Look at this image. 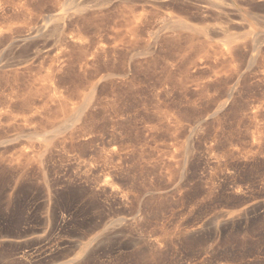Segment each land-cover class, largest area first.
<instances>
[{
    "label": "rangeland",
    "instance_id": "rangeland-1",
    "mask_svg": "<svg viewBox=\"0 0 264 264\" xmlns=\"http://www.w3.org/2000/svg\"><path fill=\"white\" fill-rule=\"evenodd\" d=\"M95 1L0 0V92L61 87L0 105V264H264V0ZM61 13L63 48L37 32Z\"/></svg>",
    "mask_w": 264,
    "mask_h": 264
},
{
    "label": "bare ground",
    "instance_id": "bare-ground-1",
    "mask_svg": "<svg viewBox=\"0 0 264 264\" xmlns=\"http://www.w3.org/2000/svg\"><path fill=\"white\" fill-rule=\"evenodd\" d=\"M9 1V0H8ZM78 1V0H77ZM82 1V0H81ZM91 1V0H90ZM97 1V4H99V3H101V0H96ZM95 1V2H96ZM119 1V0H118ZM123 1V0H122ZM121 1V2H122ZM130 1V0H129ZM132 1V0H131ZM137 0H134V2L135 3H137L136 2ZM141 1V0H140ZM147 1H149V0H147ZM156 1V0H155ZM165 1V0H164ZM163 1V2H164ZM172 1V0H171ZM197 1V0H196ZM229 1V0H228ZM21 2H22V0H21ZM108 2V1H107ZM106 2V3H107ZM134 2H132V4L134 3ZM139 2V1H138ZM150 2V1H149ZM168 2V1H167ZM175 2V1H174ZM173 1L171 2V3H174ZM186 2V1H185ZM190 2V1H189ZM189 2L187 1V5H189ZM206 3H207V1H205ZM204 2V3H205ZM211 2V1H210ZM213 2V1H212ZM225 2V1H224ZM260 2H262V1H260ZM74 3V2H73ZM89 3V2H88ZM105 3V2H104ZM118 3V2H117ZM145 3V2H144ZM156 3H158V2H156ZM162 3V2H161ZM170 3V4H171ZM184 3V2H183ZM198 3V2H197ZM214 3V2H213ZM213 3H211V5L213 4ZM69 4V3H68ZM76 4V7L77 8H81V7H83V6H86L87 4L86 3H81V2H78V3H75ZM90 4V3H89ZM122 4H125V0H124V2L122 3ZM128 4V3H127ZM153 4V3H152ZM162 4H164V3H162ZM167 4V3H166ZM179 4V3H178ZM190 4H193V3H190ZM195 4V3H194ZM208 4H210L209 2H208ZM107 5V4H106ZM121 5V4H120ZM126 5V4H125ZM129 5V4H128ZM174 5V4H173ZM173 5H171V6H173ZM199 5V4H198ZM197 5V6H198ZM104 6V5H103ZM118 6V5H117ZM153 6V5H152ZM170 6V5H169ZM179 6H182V5H179ZM184 6V5H183ZM196 6V5H195ZM195 6H193L194 8H196ZM203 6V5H202ZM212 6H214V5H212ZM19 7V6H18ZM93 7V6H92ZM147 7V6H146ZM176 7V6H175ZM189 7V6H188ZM199 7H200V5H199ZM198 7V8H199ZM214 7H216V6H214ZM214 7H212V8H214ZM219 7V6H218ZM24 8V7H23ZM74 8V7H73ZM85 8V7H84ZM118 8V7H117ZM182 8V7H181ZM197 8V9H198ZM106 9V8H105ZM141 9V8H140ZM162 9V8H161ZM171 9V8H170ZM175 9V8H174ZM209 9H211V8H209ZM219 9H221V7L219 8ZM9 10V9H8ZM127 10V9H126ZM133 10V9H132ZM164 10V9H163ZM176 10V9H175ZM189 10V9H188ZM199 10V9H198ZM223 10V9H222ZM229 10V9H228ZM21 11H23V10H21ZM102 11H104V10H102ZM101 11V12H102ZM111 11V10H110ZM124 11V10H123ZM129 11H130V9H129ZM129 11H128V13H129ZM184 11V10H183ZM200 11V10H199ZM202 11H204V10H202ZM213 11H215V10H213ZM24 12V11H23ZM91 12V11H90ZM109 12V11H108ZM167 12V11H166ZM169 12V11H168ZM198 12V11H197ZM196 12V13H197ZM206 12H208V11H206ZM216 12V11H215ZM72 13V12H71ZM137 13V12H136ZM141 13V12H140ZM145 13V12H144ZM147 13V12H146ZM164 13H165V11H164ZM175 13V12H174ZM199 13H201V12H199ZM198 13V14H199ZM202 13H205V12H202ZM217 13V12H216ZM222 13H224V12H222ZM124 14V13H123ZM103 15V14H102ZM130 15V14H129ZM140 15V14H139ZM166 15V14H165ZM6 16V15H5ZM142 16V14L140 15V17ZM183 16H184V14H183ZM7 17V16H6ZM10 17V16H9ZM73 17V16H72ZM121 17V16H120ZM131 17H135V16H131ZM173 17V16H172ZM175 17V16H174ZM190 17H191V15H190ZM189 17V18H190ZM79 18V17H78ZM136 18V17H135ZM192 18V17H191ZM198 18V17H197ZM218 18V17H217ZM93 19V18H92ZM128 19V18H127ZM134 18H132L131 20H133ZM200 19V18H199ZM135 20V19H134ZM133 20V21H134ZM139 20H141V19H139ZM138 19H136L135 21H139ZM171 20V19H170ZM191 20V19H190ZM194 20V19H193ZM1 21V20H0ZM67 21H68V19H67ZM134 21V22H135ZM143 21V20H142ZM164 21V20H163ZM195 21V20H194ZM203 21V20H202ZM4 22H5V20H4ZM56 22H57V25H55V26H53L52 25V27L53 28H48L47 26H44V27H39V29H37V32L40 34V35H42V36H48L49 34H55V35H57V36H59V42H60V46L63 48V46H66V42H68V39H69V37L68 36H66L65 35V33H66V31H67V24L65 23V15L63 14V13H61V15L60 14H58V16L56 17ZM69 22H71V21H69ZM115 22V21H114ZM113 22V23H114ZM125 22H127V21H125ZM173 22V21H172ZM196 22V21H195ZM216 22H218V21H216ZM124 23V22H123ZM128 23H130L131 24V22L129 21ZM127 23V24H128ZM138 23H140V22H138ZM137 23V24H138ZM164 23V22H163ZM170 23V22H169ZM181 26H184L185 28H188V29H191V30H196V31H198L199 33H203V34H206V35H208V34H210V33H208V29H204V28H198V27H193V26H190V25H188V24H186L185 22H183V21H179L178 22ZM223 23V22H222ZM53 24V23H52ZM54 24H56V23H54ZM84 24V23H83ZM98 24V23H97ZM135 24H136V22H135ZM134 24V25H135ZM142 24V23H141ZM141 24H140V26H141ZM143 24H144V22H143ZM112 25V24H111ZM125 25H126V23H125ZM129 25V24H128ZM127 25V26H128ZM145 25V24H144ZM167 25H169V24H167ZM175 25V24H174ZM193 25V24H192ZM113 26V25H112ZM114 26H116L117 27V24L116 25H114ZM119 27H120V25H118ZM126 26V27H127ZM130 26V25H129ZM131 26H132V24H131ZM139 25H138V29H139V27H140ZM163 26V25H162ZM209 26V25H208ZM228 26V25H227ZM51 27V26H50ZM111 27V26H110ZM125 27V29H127L128 30V28H126ZM135 26H133V28H134ZM161 27V26H160ZM178 27V26H177ZM221 27V26H220ZM253 27V26H252ZM120 28H122V27H120ZM133 28H131V29H133ZM137 28V27H136ZM144 27L142 26V30H144L143 29ZM163 28V27H162ZM174 28V27H173ZM172 28V29H173ZM96 29H97V27H96ZM108 29V28H107ZM115 29V28H114ZM163 29H165V28H163ZM99 30V29H98ZM111 30H113V29H111ZM118 30V29H117ZM141 30V29H140ZM155 30V29H154ZM183 30V29H182ZM223 30V29H222ZM113 31H115V30H113ZM119 31H121L120 29H119ZM122 31H124L123 30V28H122ZM126 31V30H125ZM146 31V30H145ZM213 31V30H212ZM227 31V30H226ZM226 31H224V32H222V34H223V37H224V41L227 43L228 42V44H232L234 41H236V39L238 38V36H237V38L235 39V38H231L230 37V35L226 32ZM36 32V31H35ZM95 32H97V31H95ZM100 32V31H99ZM103 32H106L105 30L103 31ZM108 32V31H107ZM106 32V33H107ZM112 32V31H111ZM111 32H110V35H107V36H111L112 34H111ZM115 32H117V31H115ZM115 32H113V34L115 33ZM126 32H128V31H126ZM141 32H143V31H141ZM156 32V31H155ZM167 32V31H166ZM183 32H186L185 30L183 31ZM188 32V31H187ZM210 32V31H209ZM215 31H213L210 35H212L213 33H214ZM100 33H102V32H100ZM99 33V34H100ZM158 33V32H157ZM170 35H174V34H171V32H168ZM182 33V32H181ZM256 33V32H255ZM30 34V33H29ZM31 34H32V32H31ZM72 34V33H71ZM121 34V33H120ZM119 34V35H120ZM124 34V33H123ZM123 34H122V36H123ZM127 34V33H126ZM140 34L141 33H139V31L136 29V30H132L131 32H130V34H129V36L128 35H126V36H128L126 39H125V41L124 42H138V39H139V37H140ZM159 34V33H158ZM167 34V33H166ZM177 34V33H176ZM193 34V33H192ZM216 34H217V32H216ZM68 35V34H67ZM104 35V34H103ZM103 35H102V37H103ZM119 35L118 36H116V33H115V35H113V36H116V37H119ZM143 35H144V33H143ZM153 35V34H152ZM181 36H182V34H180ZM193 35H195V34H193ZM197 35V34H196ZM215 35V34H214ZM254 35V34H253ZM41 36V37H42ZM69 36H71V35H69ZM74 36V35H73ZM107 36H104V37H107ZM158 36V35H157ZM161 36H163V35H161ZM175 36V35H174ZM179 36V35H178ZM189 36V35H188ZM199 36V35H198ZM220 36V35H219ZM219 36H217V37H219ZM56 37V36H55ZM75 37V36H74ZM96 37V36H95ZM98 37V36H97ZM101 37V36H100ZM116 37H114V39L116 38ZM151 37V36H150ZM167 37V36H166ZM187 37V36H186ZM185 37V38H186ZM190 37V36H189ZM189 37H187V38H189ZM197 37V36H196ZM216 37V36H215ZM240 37H241V35H240ZM244 37H245V35H244ZM252 37V36H251ZM31 38V37H30ZM49 38V37H48ZM92 38V37H91ZM99 38V37H98ZM97 38V39H98ZM112 38V37H111ZM156 38V36L154 37V39ZM186 38V40L188 41L189 39H187ZM198 38V37H197ZM204 38H206V37H204ZM242 38H243V36H242ZM27 39L28 38H25L24 37V42H21L22 43V46H23V44L24 43H27L28 44V42H26L27 41ZM37 39H41V38H37ZM42 39H43V37H42ZM96 39V38H95ZM168 39V38H167ZM177 39V38H176ZM183 39V38H182ZM182 39H180V40H182ZM192 39V38H191ZM259 38H256L252 43V45L254 46V48H257L259 45H260V42L262 41H260V39L258 40ZM46 40H48V39H45V41ZM103 40V39H102ZM105 40H107L106 38H105ZM105 40H104V42H105ZM109 40V39H108ZM107 40V41H108ZM115 40H117V38L115 39ZM140 40V39H139ZM150 39H148V41H149ZM153 40V39H152ZM171 40H172V38H171ZM170 40V41H171ZM179 40V39H178ZM184 41H185V39H183ZM182 40V41H183ZM201 40H203V38L201 39ZM221 40V39H220ZM239 40V39H238ZM242 40H244L245 41V39H242ZM32 41V40H31ZM38 40H36V42H37ZM43 41V40H42ZM45 41H44V43H45ZM95 41V40H94ZM94 41H87V42H94ZM142 41V40H141ZM147 41V42H148ZM156 41V40H155ZM210 41V40H209ZM215 41V40H214ZM241 41V40H240ZM38 42H40V40L38 41ZM71 42H72V40H71ZM97 42V41H96ZM99 42H101V41H99ZM110 42V41H109ZM161 42V41H160ZM163 42V41H162ZM192 42V41H191ZM193 42H194V40H193ZM212 42V41H211ZM237 42V41H236ZM14 43V42H13ZM29 43H31V42H29ZM58 43V42H57ZM125 43V44H126ZM129 43H127V44H129ZM235 43V42H234ZM241 43V42H240ZM251 43V42H250ZM262 43V42H261ZM37 44V43H36ZM71 44V43H70ZM124 44V45H125ZM131 44V43H130ZM208 44V43H207ZM212 44V43H211ZM211 44H210V46H211ZM224 44V43H223ZM236 44H239V42L238 43H236ZM245 44H246V42H245ZM15 45V44H14ZM28 45H30V44H28ZM49 45V44H48ZM69 45V44H68ZM215 45V44H214ZM244 45V44H243ZM13 46V45H12ZM25 46H26V44H25ZM25 46L23 47V48H25ZM54 46V45H53ZM70 46V45H69ZM123 46V45H122ZM128 46V45H127ZM132 46V45H131ZM131 46H128L129 48L131 47ZM137 46V45H136ZM135 46V47H136ZM140 46V45H139ZM155 46V45H154ZM178 46H179V44H178ZM230 46V45H229ZM237 46H239V45H237ZM17 47H19V45L17 46ZM16 47V48H17ZM27 47V46H26ZM40 47V46H39ZM57 47V46H56ZM60 47V51H59V56L60 55H62L63 53H65L66 51H64L63 52V49ZM89 47V46H88ZM98 47V46H97ZM100 47V46H99ZM216 47V46H215ZM1 48H2V45H1ZM28 48V47H27ZM45 48V47H44ZM48 48V47H47ZM67 48V47H66ZM132 48V47H131ZM130 48V49H131ZM137 48V47H136ZM149 48H151V47H149ZM149 48H147V49H149ZM178 48V47H177ZM183 48V47H182ZM214 48V47H213ZM244 48V47H243ZM11 49H12V47H11ZM20 49H22L21 47H20ZM43 49V48H42ZM42 49H41V51H42ZM69 49V48H68ZM106 49V48H105ZM134 49V48H133ZM138 49V48H137ZM218 49V48H217ZM221 49V48H220ZM225 49V48H224ZM223 49V50H224ZM227 49V48H226ZM232 49V48H231ZM231 49H228V50H231ZM263 49V48H262ZM34 50V49H33ZM56 50V49H55ZM58 50H59V48H58ZM89 50V49H88ZM125 50V49H124ZM150 50V49H149ZM151 50H152V48H151ZM235 50V49H234ZM25 51H26V49H25ZM38 51V50H37ZM36 51V52H37ZM40 51V50H39ZM94 51V50H93ZM128 51V50H127ZM130 51V50H129ZM183 51V50H182ZM215 51V50H214ZM226 51V50H225ZM237 51H239V49L237 50ZM10 52V51H9ZM18 52V51H17ZM35 52V51H34ZM98 52V51H97ZM168 52V51H167ZM223 52V51H222ZM228 52V51H227ZM27 54H29L28 52H26ZM48 53H50V51L48 52ZM54 53V52H53ZM55 53H58L57 52V50H56V52ZM54 53V54H55ZM184 53V52H183ZM212 53V52H211ZM210 53V54H211ZM229 53H231V52H229ZM234 53V52H233ZM232 53V54H233ZM257 53H259V52H257ZM13 54V53H12ZM19 54H20V52H19ZM22 54H23V52H22ZM34 54V53H33ZM52 54V53H51ZM54 54H53V56H54ZM91 54V53H90ZM128 54H130L129 52H128ZM142 54H144V52L143 53H141V52H136L135 54H134V57L135 56H137V57H139L138 55H142ZM146 54H148L147 52H146ZM174 54H176V53H174ZM213 54V53H212ZM211 54V55H212ZM224 54V53H223ZM227 54V53H226ZM231 54V55H232ZM8 55H10V54H8ZM16 55H18V54H16ZM31 55V54H30ZM57 55V54H56ZM66 55V54H65ZM94 55V54H93ZM145 55V54H144ZM210 55V56H211ZM217 55V54H216ZM230 55V54H229ZM234 55V54H233ZM5 56V55H4ZM28 56V55H27ZM35 56V55H34ZM40 56H42V55H40ZM43 56H45V55H43ZM58 56V55H57ZM69 56V55H68ZM129 56V55H128ZM200 56V55H199ZM204 56V55H203ZM202 56V57H203ZM207 56V55H206ZM219 56V55H218ZM17 58H18V56H16ZM16 57L14 58V59H16ZM20 57V56H19ZM24 57V56H23ZM47 57H48V55H47ZM51 57V56H50ZM136 57V58H137ZM148 57V56H147ZM161 57V56H160ZM168 57V56H167ZM212 57V56H211ZM5 58H9L8 56L7 57H5ZM4 58V59H5ZM12 57H10V60L11 61H13L12 59H11ZM21 58V57H20ZM19 58V59H20ZM38 58V57H37ZM40 58H42V57H40ZM44 58V57H43ZM42 58V59H43ZM56 58V57H55ZM62 58V57H61ZM61 58H58V59H61ZM136 58H134V60L136 61ZM199 58V57H198ZM209 58V57H208ZM26 59V58H25ZM49 59V58H48ZM52 59V58H51ZM57 59V58H56ZM64 59V58H63ZM71 59V58H70ZM92 59V58H91ZM127 59H129V58H127ZM138 59V58H137ZM144 59V58H143ZM188 59V58H187ZM213 59V58H212ZM218 59V58H217ZM222 59V58H221ZM225 59V58H224ZM6 60V59H5ZM39 60V59H38ZM62 60V59H61ZM85 60V59H84ZM88 60V59H87ZM96 60V59H95ZM133 60V59H132ZM155 60V62H156V59H154ZM178 60V59H177ZM229 60V59H228ZM18 61V60H17ZM16 61V62H17ZM23 61V60H22ZM52 61V60H51ZM60 61V60H59ZM65 61V60H64ZM64 61L62 60V62L64 63ZM90 61V60H89ZM134 61V62H135ZM254 61H255V59H254ZM14 62V61H13ZM19 62H20V60H19ZM27 62V61H26ZM34 62V61H33ZM32 62V63H33ZM66 62V61H65ZM68 62V61H67ZM87 61H85V63H86ZM129 62V61H128ZM138 62H139V59H138ZM161 62V61H160ZM186 62V61H185ZM191 62V61H190ZM211 62V61H210ZM3 63V62H2ZM8 63V62H7ZM15 63V62H14ZM14 63H12V64H14ZM24 63H25V61H24ZM31 63V64H32ZM34 63H36V62H34ZM81 63V62H80ZM84 63V64H85ZM88 63V62H87ZM125 63H127L126 61H125ZM133 63V62H132ZM137 63V62H136ZM179 63V62H178ZM194 63V62H193ZM208 63V62H207ZM206 63V64H207ZM234 63H236V62H234ZM258 63V62H257ZM4 64V63H3ZM11 64V65H12ZM19 64V63H18ZM46 64V63H45ZM128 64V63H127ZM139 64V63H138ZM137 64V65H138ZM209 64V63H208ZM6 65V63L3 65V66H5ZM7 65H9V64H7ZM15 65V64H14ZM13 65V66H14ZM54 65V64H53ZM63 65H65V64H63ZM63 65H61V66H63ZM69 65V64H68ZM88 65V64H87ZM135 65V64H134ZM139 65H141V64H139ZM143 65V64H142ZM182 65V64H181ZM204 65H205V63H204ZM203 65V66H204ZM213 65V64H212ZM257 65V64H256ZM2 66V67H3ZM29 66V65H28ZM61 66H60V68L59 69H61ZM67 66V65H66ZM83 66V65H82ZM125 66H127L126 64H125ZM131 66H133V65H131ZM178 66V65H177ZM211 66V65H210ZM50 67V66H49ZM56 67V66H55ZM55 67H53V68H55ZM134 67V66H133ZM141 67V66H140ZM156 67V66H155ZM196 67V66H195ZM215 67V66H214ZM17 68H20V67H17ZM51 68H52V65H51ZM52 68V69H53ZM63 68H64V66H63ZM62 68V69H63ZM81 68V67H80ZM88 68V67H87ZM113 68V67H112ZM134 68H136V67H134ZM133 68V69H134ZM163 68V67H162ZM192 68V67H191ZM209 68V67H208ZM257 68V67H256ZM9 69V68H8ZM10 69H12V68H10ZM16 69V68H15ZM30 69V68H29ZM52 69H51V72H52ZM83 69H85V68H83ZM138 69H140V68H138ZM170 69V68H169ZM188 69V68H187ZM196 69V68H195ZM14 70V69H13ZM19 70V69H18ZM47 70H50V69H47ZM56 70V69H55ZM87 70V69H86ZM119 70V69H118ZM126 70V69H125ZM128 70H129V68H128ZM155 70V69H154ZM168 70V69H167ZM204 70V69H203ZM211 70V69H210ZM216 70V69H215ZM214 70V71H215ZM264 70V69H263ZM1 71V70H0ZM4 71V70H3ZM5 71H7V70H5ZM15 71V70H14ZM54 71V70H53ZM62 71V70H61ZM64 71V70H63ZM62 71V72H63ZM136 70L134 69V72H135ZM139 71V70H138ZM137 71V72H138ZM160 71V70H159ZM187 71V70H186ZM12 72V71H11ZM11 72H8V73H11ZM47 72V71H46ZM83 72V71H82ZM117 72H119V71H117ZM175 72V71H174ZM238 72V71H237ZM2 73H6V72H2ZM8 73H6V74H8ZM56 73H58V72H56ZM60 73V72H59ZM121 73H122V71H121ZM125 73V72H124ZM136 73V72H135ZM169 73V72H168ZM180 73V72H179ZM191 73V72H190ZM210 73V72H209ZM226 73V72H225ZM241 73V72H240ZM50 74V73H49ZM155 74V73H154ZM163 74V73H162ZM166 74V73H165ZM46 75H48V74H46ZM50 75H52V74H50ZM49 75V76H50ZM61 75V74H60ZM65 75V74H64ZM135 75V74H134ZM142 75V74H141ZM237 75V74H236ZM4 76L6 77V75L4 74ZM4 76H2L3 78H4ZM8 76H9V74H8ZM7 76V77H8ZM58 76V78H59V75H56V77ZM62 76V75H61ZM131 76V75H130ZM162 76V75H161ZM200 76V75H199ZM225 76V75H224ZM10 77V76H9ZM38 77V76H37ZM48 77V76H47ZM134 77H136V76H134ZM134 77H133V79H134ZM170 77H171V75H170ZM178 77V76H177ZM205 77V76H204ZM220 77V76H219ZM13 78V77H12ZM41 78H43V77H40V79ZM50 78V77H49ZM53 78V77H52ZM208 78V77H207ZM210 78V77H209ZM228 78V77H227ZM37 79H39V78H37ZM137 79V78H136ZM164 79V78H163ZM203 79V78H202ZM61 80V79H60ZM70 80V79H69ZM72 80V79H71ZM122 80V79H121ZM144 80V79H143ZM148 80V79H147ZM165 80V79H164ZM163 80V81H164ZM200 80V79H199ZM218 80V79H217ZM8 81H10V79L8 80ZM13 81V80H12ZM37 81V80H36ZM45 81H46V79H45ZM64 81V80H63ZM161 81V80H160ZM163 81H161V83L163 82ZM187 81V80H186ZM194 81V80H193ZM203 81V80H202ZM11 82V81H10ZM42 82H44V80L42 81ZM42 82H40L39 84H41ZM159 82V81H158ZM169 82V81H168ZM167 82V83H168ZM183 82V81H182ZM212 82V81H211ZM231 82H232V80H231ZM48 83V82H47ZM46 83V84H47ZM138 83H140V82H138ZM150 83V82H149ZM160 83V82H159ZM166 83V82H165ZM171 83V82H170ZM175 83V82H174ZM178 83V82H177ZM191 83V82H190ZM203 83V82H202ZM205 83V82H204ZM210 83V82H209ZM8 84V83H7ZM20 84V83H19ZM45 84V83H44ZM44 84H41L40 86L42 87V85H44ZM60 84H62V83H60ZM59 84V85H60ZM129 84H130V82H129ZM137 84V83H136ZM141 84V83H140ZM169 84V83H168ZM172 84V83H171ZM196 84H198V82L196 83ZM199 84H201V82L199 83ZM207 84V83H206ZM217 84V83H216ZM231 84V83H230ZM4 85V84H3ZM13 85V84H12ZM126 85V84H125ZM158 85V84H157ZM192 84H190V86H191ZM195 85V84H194ZM22 86V85H21ZM25 86V85H24ZM48 86H49V92L52 90V92H53V94L50 92L49 93V97L46 95V96H42V98H40L41 99V101L40 102H38V103H36L37 101H35V102H30L31 104L30 105H32L33 104V106L32 107H36V108H42V107H44V106H46L47 104H48V102L52 99V100H54L53 98L55 97V94H56V92L59 90L60 91V89H58L57 90V87H58V84H57V86H56V83H55V81H51V83L50 84H48ZM135 86V85H134ZM142 86V85H141ZM159 86V85H158ZM157 86V87H158ZM166 86V85H165ZM168 86V85H167ZM203 86H204V84H203ZM211 86H213V85H211ZM10 87V88H9ZM137 87V86H136ZM156 87V88H157ZM160 87H162V86H160ZM170 87V86H169ZM184 87V86H183ZM195 87H196V85H195ZM198 88H200V85H198L197 86ZM209 87V86H208ZM218 87V86H217ZM2 88V87H1ZM21 88V87H20ZM48 88V87H47ZM46 88V89H47ZM58 88H61L60 86L58 87ZM131 88V87H130ZM134 88V87H133ZM154 88V87H153ZM172 88V87H171ZM204 88H206V90H207V86L206 87H204ZM22 89V88H21ZM27 89V88H26ZM44 88L42 87V89L41 90H43ZM127 89H128V87H127ZM138 89H139V87H138ZM168 89V88H167ZM195 89V88H194ZM210 89H211V87H210ZM228 89V88H227ZM231 89V88H230ZM1 90V89H0ZM33 90V89H32ZM34 90H36L35 88H34ZM37 90H40V89H37ZM45 90V89H44ZM132 90V89H131ZM135 90H136V88H135ZM158 90V89H157ZM169 90H171V89H169ZM173 90V89H172ZM175 90V89H174ZM200 89H198V91H199ZM203 90V89H202ZM226 90V89H225ZM3 91V90H2ZM0 92V93H2L1 95H0V105H3V106H5L8 110L9 109H13L14 108V111H15V107L14 106H17V105H22V107H24V110H25V108L27 107L28 109H30V105H29V102H28V99H30L29 97H30V95H29V97H28V99H27V95L25 96L24 95V97H26V99H27V101L26 100H23L22 98L20 99L19 98V96L17 95L18 94V91H16V88H15V86H8V89H7V91L5 92V91H3V92ZM23 91V90H22ZM25 91V90H24ZM23 91V92H24ZM163 91V90H162ZM166 91V90H165ZM44 92H46V91H41V93H44ZM188 92V91H187ZM207 92V91H206ZM213 92V91H212ZM28 93V92H27ZM128 93V92H127ZM138 93V92H137ZM153 93V92H152ZM159 93V92H158ZM200 93H204L205 94V92H200ZM199 93V94H200ZM208 93V92H207ZM21 94V93H20ZM61 94V92H59V95ZM162 93H160V95H161ZM187 94V93H186ZM201 94V95H202ZM34 95L36 96V94L34 93ZM57 95V94H56ZM62 95V94H61ZM153 95V94H152ZM200 95V96H201ZM31 96H33V95H31ZM204 96V95H203ZM207 96V95H206ZM57 97V96H56ZM55 97V98H56ZM202 97V96H201ZM34 98V97H33ZM60 98V97H59ZM58 98V99H59ZM155 98V97H154ZM32 99V98H31ZM88 99V98H87ZM168 99V98H167ZM171 99V98H170ZM173 99V98H172ZM193 99V98H192ZM37 100V99H36ZM60 100V99H59ZM153 100V99H152ZM158 100V99H157ZM33 101H34V99H33ZM167 101V100H166ZM201 101V100H200ZM53 102V101H52ZM88 102V101H87ZM179 102V101H178ZM169 103V102H168ZM184 103V102H183ZM149 104V103H148ZM35 105V106H34ZM53 105V104H52ZM87 105V104H86ZM165 106H167V105H165ZM169 106V105H168ZM31 107V109H33ZM86 107V106H85ZM85 107H83V108H81L80 110H78L77 111V113H75L73 116H71V118H70V120H69V122H67L68 123V126H72L77 120H79L80 119V117H81V115H82V113L84 112V109H85ZM4 109V108H3ZM19 108H17V110H18ZM21 109V108H20ZM27 109V110H28ZM3 111V110H2ZM11 111V110H10ZM21 111V110H20ZM29 111V110H28ZM31 111V110H30ZM32 111H34V110H32ZM1 112V111H0ZM12 112H13V110H12ZM12 112L10 113V115H12ZM18 112V111H17ZM27 111H25V112H22V114L21 115H14V118L17 120V119H21L22 121H28L29 120V115L32 113H29V115H27V113H26ZM35 112V111H34ZM165 112V111H164ZM1 114V113H0ZM35 114V113H34ZM169 115H170V113H169ZM8 116V115H7ZM4 117V116H3ZM8 117H10V116H8ZM12 117V116H11ZM32 117V116H31ZM6 118V117H5ZM7 119V118H6ZM13 119V118H12ZM11 121V120H10ZM15 121V120H14ZM67 125V124H66ZM65 126V125H64ZM85 127V126H84ZM61 128V127H60ZM62 128H64V127H62ZM67 128V127H66ZM79 130V129H78ZM22 131V130H21ZM26 131V130H25ZM58 131V130H57ZM77 131V130H76ZM75 131V132H76ZM89 133V132H88ZM75 134V133H74ZM72 135V134H71ZM51 137V136H50ZM66 137V136H65ZM48 138H49V136H48ZM71 138V137H70ZM73 138V137H72ZM45 139H47V138H45ZM47 144H49V143H47ZM125 145V144H124ZM26 150H28L27 148H26ZM25 150V151H26ZM23 151V150H22ZM27 153V152H26ZM106 153V152H105ZM114 154V153H113ZM119 154V153H118ZM95 156V155H94ZM98 156V155H97ZM102 156H103V154H102ZM111 156V155H110ZM20 158V157H19ZM106 158V157H105ZM110 159V158H109ZM111 160V159H110ZM109 160V161H110ZM103 161H105V160H103ZM108 161V162H109ZM89 162V161H88ZM106 162H107V160H106ZM106 164V163H105ZM101 166V165H100ZM105 166V165H104ZM117 166V165H116ZM103 168V167H102ZM110 169V168H109ZM106 172V171H105ZM103 173V172H102ZM110 173V172H109ZM107 174H108V172H107ZM114 174V173H113ZM50 181V180H49ZM102 181V180H101ZM112 182V181H111ZM113 182H115V181H113ZM87 184V183H86ZM97 184V183H96ZM101 184V183H100ZM100 184H97V185H100ZM113 184V183H112ZM89 186V185H88ZM94 186V185H93ZM81 187V186H80ZM91 187V186H90ZM97 187V186H96ZM101 187V186H100ZM103 187V186H102ZM89 188V187H88ZM87 188V189H88ZM111 188V187H110ZM109 188V189H110ZM85 189V188H84ZM91 189V188H90ZM93 189V188H92ZM95 189V188H94ZM96 189H99V188H96ZM104 189V188H103ZM108 189V190H109ZM86 190V189H85ZM101 190V189H100ZM106 190H107V188L105 189V191L104 192H106ZM112 190V189H111ZM97 192H99V191H97ZM100 192H103V191H100ZM93 193V192H92ZM118 193V192H117ZM98 194V193H97ZM102 194V193H101ZM114 194V193H113ZM123 196V195H122ZM4 218V217H3ZM8 220V219H7ZM66 220V219H65ZM27 261V260H26Z\"/></svg>",
    "mask_w": 264,
    "mask_h": 264
}]
</instances>
